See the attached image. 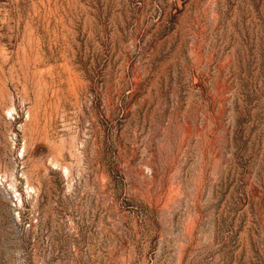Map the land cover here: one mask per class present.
<instances>
[{
  "label": "rangeland",
  "instance_id": "1",
  "mask_svg": "<svg viewBox=\"0 0 264 264\" xmlns=\"http://www.w3.org/2000/svg\"><path fill=\"white\" fill-rule=\"evenodd\" d=\"M0 264H264V0H0Z\"/></svg>",
  "mask_w": 264,
  "mask_h": 264
}]
</instances>
